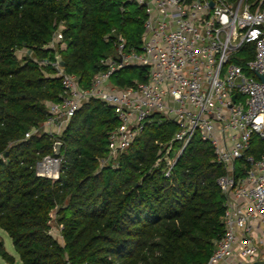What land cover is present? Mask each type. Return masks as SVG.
I'll list each match as a JSON object with an SVG mask.
<instances>
[{
	"label": "trees",
	"instance_id": "trees-1",
	"mask_svg": "<svg viewBox=\"0 0 264 264\" xmlns=\"http://www.w3.org/2000/svg\"><path fill=\"white\" fill-rule=\"evenodd\" d=\"M245 3L251 11L264 9V0ZM132 6L127 0H0V229L16 254L0 241L5 264H205L224 234L225 198L216 180L226 170L198 134L170 178L158 161L177 127L160 116L102 167L118 121L97 100L84 103L59 136L25 138L46 122L48 104L61 101V80L51 67L57 56L63 71L86 88L100 61L113 56L117 35L127 50L140 49L143 15ZM61 24L62 41L45 48ZM240 56L252 59L253 46ZM126 71L136 67L120 71L112 83L131 86ZM145 75L141 68L138 81ZM57 142L58 179L38 177L35 164L53 156ZM179 147L172 143L173 152ZM247 154L264 156V141L254 137ZM53 222L61 243L50 233Z\"/></svg>",
	"mask_w": 264,
	"mask_h": 264
},
{
	"label": "built area",
	"instance_id": "built-area-1",
	"mask_svg": "<svg viewBox=\"0 0 264 264\" xmlns=\"http://www.w3.org/2000/svg\"><path fill=\"white\" fill-rule=\"evenodd\" d=\"M127 1L144 12L139 51L127 50L124 38L117 35L113 56L100 61L102 69L86 88L51 63L61 80V101L48 104L46 122L25 138L41 130L60 135L84 103L97 100L112 108L118 121L108 135L102 167L115 162L153 117L160 116L177 127L171 140L161 145L158 161L165 163L163 175L170 178L182 151L198 134L226 170L216 180L225 198L224 234L205 264L264 261V156L247 154L254 137L264 141V82L256 77L264 79V9L251 11L245 0ZM62 29L61 24L45 48L54 49L62 41ZM249 45L253 58L244 60L240 54ZM131 67L146 70L144 82L124 88L112 83L114 75ZM173 142L180 146L175 152ZM61 162L60 156H45L35 164V173L55 181Z\"/></svg>",
	"mask_w": 264,
	"mask_h": 264
},
{
	"label": "rangeland",
	"instance_id": "rangeland-1",
	"mask_svg": "<svg viewBox=\"0 0 264 264\" xmlns=\"http://www.w3.org/2000/svg\"><path fill=\"white\" fill-rule=\"evenodd\" d=\"M136 8H138V7H136V6H132V7H130L129 9L130 10H135ZM141 9V8H140ZM141 11H142V15H143V19H144V12H143V9H141ZM142 28H143V22H142ZM137 51H139V50H137ZM25 55V52H18L17 53V58L18 59H21L23 56ZM140 72H141V68L140 67H136V71H132V73H129V72H124V73H126L124 76H126V77H128L132 82H133V84L132 85H134L135 83H140L139 81H138V77H139V74H140ZM241 100H243V99H241ZM39 133H44L43 132V130H41V131H39ZM61 134V133H60ZM57 136V135H56ZM59 136V135H58ZM50 233L52 234V236L56 239V240H58L60 243H61V237H60V228H58V226L53 222V224H52V226H51V231H50ZM0 241L3 243V245H4V249L6 250V252L9 254V255H12V256H14V257H16V254H15V252H14V249H13V246H12V243H11V240H10V238L7 236V234L4 232V231H2L1 229H0ZM0 264H5L1 259H0Z\"/></svg>",
	"mask_w": 264,
	"mask_h": 264
},
{
	"label": "water",
	"instance_id": "water-1",
	"mask_svg": "<svg viewBox=\"0 0 264 264\" xmlns=\"http://www.w3.org/2000/svg\"><path fill=\"white\" fill-rule=\"evenodd\" d=\"M55 61L58 64V66L63 67V63H62L61 58L59 56H57L55 58ZM256 77L261 82H264V79L261 75L256 74ZM235 97H236L235 95L232 97V101L235 100ZM60 149H61V144L59 142L55 143L54 149H53V156L54 157H58L60 155ZM252 264H264V261H257V262H254Z\"/></svg>",
	"mask_w": 264,
	"mask_h": 264
},
{
	"label": "crops",
	"instance_id": "crops-1",
	"mask_svg": "<svg viewBox=\"0 0 264 264\" xmlns=\"http://www.w3.org/2000/svg\"><path fill=\"white\" fill-rule=\"evenodd\" d=\"M253 227H254V234H258L260 226H259V223L257 221H255L253 223ZM259 249L262 251L263 247L261 245H259ZM260 258L264 259V253L263 252L260 254Z\"/></svg>",
	"mask_w": 264,
	"mask_h": 264
}]
</instances>
